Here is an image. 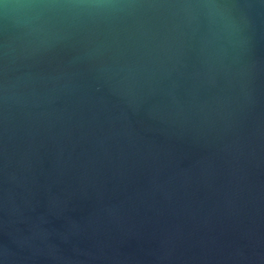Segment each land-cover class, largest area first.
<instances>
[{"label": "water", "instance_id": "95a60500", "mask_svg": "<svg viewBox=\"0 0 264 264\" xmlns=\"http://www.w3.org/2000/svg\"><path fill=\"white\" fill-rule=\"evenodd\" d=\"M0 264H264V0H0Z\"/></svg>", "mask_w": 264, "mask_h": 264}]
</instances>
